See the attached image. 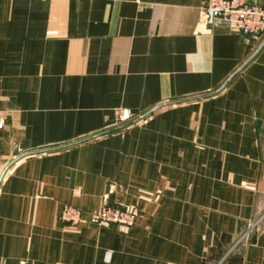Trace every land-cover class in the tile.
I'll use <instances>...</instances> for the list:
<instances>
[{"label": "crops", "instance_id": "crops-1", "mask_svg": "<svg viewBox=\"0 0 264 264\" xmlns=\"http://www.w3.org/2000/svg\"><path fill=\"white\" fill-rule=\"evenodd\" d=\"M263 41L206 0H0V264H264Z\"/></svg>", "mask_w": 264, "mask_h": 264}, {"label": "built area", "instance_id": "built-area-1", "mask_svg": "<svg viewBox=\"0 0 264 264\" xmlns=\"http://www.w3.org/2000/svg\"><path fill=\"white\" fill-rule=\"evenodd\" d=\"M206 10L211 14H217L237 30L246 32L255 41H261L264 37V5L252 0H206ZM133 119L134 115L129 109L118 111L119 125ZM92 215L93 221L100 225H116L124 228L132 227L137 220L135 212L117 205H104ZM58 220L67 227H77L84 221V216L79 207L66 204Z\"/></svg>", "mask_w": 264, "mask_h": 264}, {"label": "water", "instance_id": "water-1", "mask_svg": "<svg viewBox=\"0 0 264 264\" xmlns=\"http://www.w3.org/2000/svg\"><path fill=\"white\" fill-rule=\"evenodd\" d=\"M213 15H214V14H213ZM216 15H217V14H216ZM263 45H264V41L262 42L260 48H261ZM166 104H169V103H166ZM171 104H172V103H171ZM161 106H163V105H160V106H158V107H155V108L151 109L150 111H148V112L145 113L144 115H141V116H140L138 119H136L135 121H133V122H131V123H128V124H125V125H122V126H120V127H117L116 129H122V128H125V127H127V126L133 124V123H136L137 121H139V120L145 118L147 115H149L150 113H152V112H154L155 110H157L158 108H160ZM116 129H114V130H116ZM108 132H110V131H108ZM108 132H105V133H108ZM105 133H103V134H105ZM97 136H99V134H98V135H95V136H92V137H89L88 139H92V138L97 137ZM84 140H87V139H84ZM84 140H82V141H84ZM79 142H81V141H77V142H74V143H71V144H68V145H64V146H60V147H54V148H49V149L38 150V151H34L33 153H41V152H45V151H50V150H54V149H59V148H63V147H67V146L75 145L76 143H79Z\"/></svg>", "mask_w": 264, "mask_h": 264}]
</instances>
